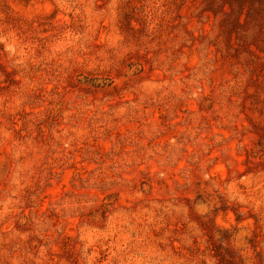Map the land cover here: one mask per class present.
Returning <instances> with one entry per match:
<instances>
[{
	"label": "rangeland",
	"instance_id": "1",
	"mask_svg": "<svg viewBox=\"0 0 264 264\" xmlns=\"http://www.w3.org/2000/svg\"><path fill=\"white\" fill-rule=\"evenodd\" d=\"M0 264H264V0H0Z\"/></svg>",
	"mask_w": 264,
	"mask_h": 264
}]
</instances>
